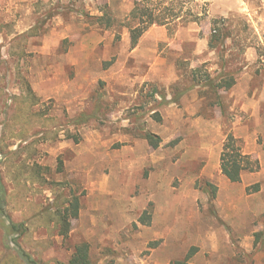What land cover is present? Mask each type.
Listing matches in <instances>:
<instances>
[{
  "label": "rangeland",
  "instance_id": "rangeland-1",
  "mask_svg": "<svg viewBox=\"0 0 264 264\" xmlns=\"http://www.w3.org/2000/svg\"><path fill=\"white\" fill-rule=\"evenodd\" d=\"M186 1L198 6L200 22L184 16L155 25L132 49L126 24L133 0H0L7 215L30 223L39 211L54 212L74 196L81 201L67 240L52 222L16 239L0 211V260L23 259L22 248L44 264H68L75 246L87 242L93 264H170L194 247L196 264H264V191L256 194L264 190V0ZM147 2L157 10L172 3ZM214 20L228 37L212 49ZM228 74L233 88L209 87V78ZM21 77L39 98L30 112L43 117L42 126L28 124L24 139L14 119L16 97L25 94ZM196 118L209 122L190 123ZM230 132L259 160L254 173L262 181L241 180L220 201L218 185L227 180L217 161L202 176L209 153L200 148ZM148 133L160 137L159 148ZM21 166H38L46 182L23 178L16 188L10 177ZM112 187L111 196L103 191ZM145 211L149 230L139 222ZM156 230L164 237L152 238Z\"/></svg>",
  "mask_w": 264,
  "mask_h": 264
},
{
  "label": "trees",
  "instance_id": "trees-1",
  "mask_svg": "<svg viewBox=\"0 0 264 264\" xmlns=\"http://www.w3.org/2000/svg\"><path fill=\"white\" fill-rule=\"evenodd\" d=\"M134 8L130 13V22L126 24V27L130 30L131 47L135 49L143 37V35L153 26H170L173 22L180 20L184 16L189 18L191 22H200L202 13L197 11V5L195 2H187L186 0H171V7L162 8L157 10L153 8L147 0H133ZM104 18V17H103ZM99 18V21L103 20ZM110 24V22H109ZM212 34L210 39V48L215 49L219 45L224 44L227 37L223 34V30L218 26V22L214 20L212 22ZM34 31H30L28 35L33 34ZM35 33V32H34ZM21 84L25 91L24 96L16 97L17 112L15 116V122L17 124H23L24 129L17 135L18 138L24 139L28 136L29 131L27 126L31 123L40 124V120L43 118L39 114H33L30 112V108L36 106L39 103V98L34 92L32 86L25 77H21ZM236 84V79L232 75L222 76L218 79L209 78V87L213 90L220 89L228 91L234 87ZM49 135V133H47ZM145 139L149 144L157 149L160 147L162 140L157 135L148 133ZM26 165V164H23ZM1 166V161H0ZM27 166V165H26ZM15 168V166H14ZM38 166L28 170L22 167L14 172L10 179L14 182L16 188L21 187V180L24 178L32 183L43 184L46 182L44 177L38 170ZM260 169V162L258 159L252 157L251 155L245 154L243 150V145L241 141L234 136L232 132L228 133L226 136V141L223 146V151L221 155V171L224 176L232 183H239L242 180V174L244 172L254 173ZM59 170L62 172L64 170V165L62 160H60ZM12 174V171L10 170ZM214 189V193H217V187L212 184H207ZM256 191L259 190V186H255ZM11 196L8 193V189L5 185L4 178L0 171V211L7 215L6 208L11 203ZM68 206L65 202H62L60 206L56 208L54 212L48 210H42L34 214L33 219L30 223L15 224L10 216L7 215L9 224V233L12 237H17L20 239L29 233L31 227L36 226H49L50 223L55 224V228L59 230V234L65 239H69L70 233L72 231V220L77 218L81 209L80 198L74 196L72 200L68 201ZM28 221V220H27ZM152 214L149 211H145L143 216L140 218L139 222L148 226L151 224ZM29 222V221H28ZM33 222H38L33 223ZM19 246V244H18ZM198 252V248H192L188 256L184 259L172 261L170 264H191L190 259ZM20 253L22 258L27 264H44L42 260H34L32 256L27 254L25 250L20 248ZM20 256L14 257L10 256L5 260H0V264H26ZM68 264H93L91 257V246L89 243L84 242L78 244L74 253L69 260Z\"/></svg>",
  "mask_w": 264,
  "mask_h": 264
},
{
  "label": "crops",
  "instance_id": "crops-1",
  "mask_svg": "<svg viewBox=\"0 0 264 264\" xmlns=\"http://www.w3.org/2000/svg\"><path fill=\"white\" fill-rule=\"evenodd\" d=\"M190 121V123H196L197 125H201L202 124V126L206 123H208L209 121H206V120H203V119H200V118H196L194 121L192 120V119H190L189 120ZM207 127H208V125H207ZM244 127H246V126H244ZM236 128H237V126H236ZM237 130V129H236ZM242 130H243V128H242ZM242 130H240V131H242ZM241 133H243V131L241 132ZM241 138H243L242 136H240ZM236 138H238V137H236ZM203 139V138H202ZM225 141L226 140H224V142H222V143H218V144H215L214 143V146L215 147H212V145L213 144H202V147L200 148V152L203 150V151H206V152H208L209 153V158H208V164H207V166H206V168L204 169V171L202 172V176H204V177H210V175H208V173L207 172H209L210 171V169H211V166H212V163H216V161H217V163L219 162V164H220V170H221V155H222V151H223V146H224V143H225ZM185 143V142H184ZM211 149H213V152L211 151ZM244 150V149H243ZM196 153V152H195ZM244 153L245 154H248V155H251V153L249 154V153H247V152H245L244 151ZM187 156H189V155H186V157ZM252 156V155H251ZM253 157V156H252ZM194 159V158H193ZM216 163V164H217ZM215 164V165H216ZM221 173H222V171H221ZM244 174V173H243ZM242 174V180L245 182H253V183H261V181H262V179H261V176H259V175H257V174H250V175H247V176H244ZM222 175H223V173H222ZM212 176V175H211ZM224 176V175H223ZM225 178H226V176H224ZM227 180V181H226ZM226 182H225V184L223 185V182H221V184L220 185H218V188H219V193H218V199L221 201L223 198H224V195L227 193V191L229 192V190H232L233 188H234V184H236V183H232L230 180H228L227 178H226ZM229 181V182H228ZM6 185V184H5ZM250 184H248L247 186H248V188L250 187L249 186ZM103 191H107V193H108V195H112V193H115L116 191L114 190V188L112 187V188H110V189H106V190H103ZM264 190L262 189V190H260V191H258L256 194H258V195H261V193L263 192ZM106 193V194H107ZM196 193V194H195ZM193 195V194H192ZM194 196H195V198L196 197H199V194H198V192H195L194 191ZM128 203V202H127ZM162 204V203H161ZM169 204V206H170V203H168ZM174 204V203H173ZM163 205V204H162ZM121 206V205H120ZM122 207H123V205H122ZM160 207H163V206H161V205H159V204H157V206H156V208L157 209H159ZM119 211V210H118ZM79 216H80V212H79V215H78V217L77 218H75V219H78L79 218ZM74 220V219H73ZM12 221L15 223V224H20V223H17V222H15L13 219H12ZM154 225L156 224L155 223V217H154ZM103 225V224H102ZM102 227V226H101ZM103 227H106L105 225H103ZM144 227V229L145 230H149V229H152L154 226H143ZM154 234H153V237L152 238H154V237H156V238H162V236L164 237V235H163V232L161 231V230H156V231H152ZM160 235H162V236H160ZM82 243H84V242H82ZM81 244V243H80ZM77 246V245H76ZM75 246V247H76ZM73 253H74V250H73ZM73 255V254H72ZM72 255H71V257H72ZM71 257H70V259H71ZM69 259V260H70ZM193 261V260H192ZM69 262V261H68ZM191 264H196L195 262H190Z\"/></svg>",
  "mask_w": 264,
  "mask_h": 264
}]
</instances>
